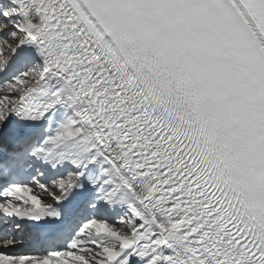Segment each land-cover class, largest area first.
Instances as JSON below:
<instances>
[{"label":"snow or ice","instance_id":"snow-or-ice-1","mask_svg":"<svg viewBox=\"0 0 264 264\" xmlns=\"http://www.w3.org/2000/svg\"><path fill=\"white\" fill-rule=\"evenodd\" d=\"M0 264H264V0H0Z\"/></svg>","mask_w":264,"mask_h":264}]
</instances>
